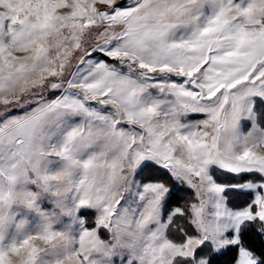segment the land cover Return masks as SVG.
I'll return each instance as SVG.
<instances>
[{
	"label": "snow or ice",
	"instance_id": "1",
	"mask_svg": "<svg viewBox=\"0 0 264 264\" xmlns=\"http://www.w3.org/2000/svg\"><path fill=\"white\" fill-rule=\"evenodd\" d=\"M0 264H264V0H0Z\"/></svg>",
	"mask_w": 264,
	"mask_h": 264
}]
</instances>
